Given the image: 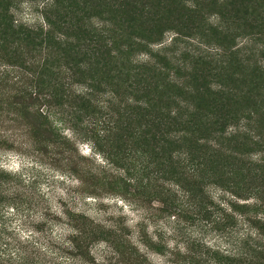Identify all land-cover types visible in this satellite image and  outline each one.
<instances>
[{
  "label": "trees",
  "instance_id": "obj_1",
  "mask_svg": "<svg viewBox=\"0 0 264 264\" xmlns=\"http://www.w3.org/2000/svg\"><path fill=\"white\" fill-rule=\"evenodd\" d=\"M23 1L0 0V150L54 149L86 121L123 196L218 233L173 264H264V0H43L33 26ZM33 183L0 164V264L38 257L56 225L75 264L101 241L106 264H151L117 226L47 212Z\"/></svg>",
  "mask_w": 264,
  "mask_h": 264
},
{
  "label": "rangeland",
  "instance_id": "obj_2",
  "mask_svg": "<svg viewBox=\"0 0 264 264\" xmlns=\"http://www.w3.org/2000/svg\"><path fill=\"white\" fill-rule=\"evenodd\" d=\"M42 1H23L14 12L15 19L30 26L42 23L39 10L46 0ZM140 58L145 57L140 55ZM93 127L86 121L79 123L76 130L60 125L62 139L56 148L27 145L20 149H1L0 164L12 171H21L26 179L34 181V188L41 193L40 205L50 209L47 212L59 214L64 209H75L95 221L117 226L151 264H173V248L186 239L219 241L218 233L209 226L185 221L181 230H177L174 221L156 209V203L137 196H123L120 187L110 183L120 170L108 163L87 139ZM76 170L84 173V180L78 178ZM32 215L39 217L40 214ZM15 223L19 224V220ZM50 231L40 239L43 248H40L39 256L28 258L27 264H75L77 259L70 260L62 253L60 243L67 235L66 228L56 225ZM157 244L162 245L163 253L153 248ZM91 253L93 261L80 260L79 264L114 263L117 259L102 241L91 246Z\"/></svg>",
  "mask_w": 264,
  "mask_h": 264
}]
</instances>
